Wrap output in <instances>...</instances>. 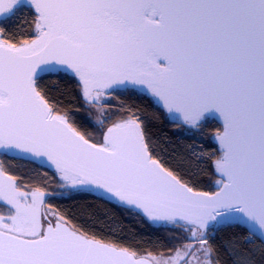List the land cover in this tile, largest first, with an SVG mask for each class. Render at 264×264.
<instances>
[{
  "label": "snow or ice",
  "instance_id": "6c2138e0",
  "mask_svg": "<svg viewBox=\"0 0 264 264\" xmlns=\"http://www.w3.org/2000/svg\"><path fill=\"white\" fill-rule=\"evenodd\" d=\"M25 10L26 37L0 27V156L175 234L159 255L123 243L0 165V264H222L217 226L264 237V0H0V17ZM53 77L74 82L78 105ZM123 93L177 128L219 123L213 190L156 151L139 108L110 102ZM233 251L232 264H255Z\"/></svg>",
  "mask_w": 264,
  "mask_h": 264
},
{
  "label": "trees",
  "instance_id": "16d2710c",
  "mask_svg": "<svg viewBox=\"0 0 264 264\" xmlns=\"http://www.w3.org/2000/svg\"><path fill=\"white\" fill-rule=\"evenodd\" d=\"M30 23L31 18L25 10L0 20V27L6 29V34L26 37L31 31ZM46 83L59 89V92L53 94L62 95L65 105L73 107L80 103L76 99L74 82L70 79L59 80L53 77ZM110 102L116 107L124 105L139 108L156 151L170 162L171 166L179 168L195 186L213 190L217 178L212 168V157L218 154V145L213 140V133L219 127L216 121H206L199 130L177 128L172 121L165 119L158 112L151 98L142 93L118 94ZM76 116L81 122L93 120L92 116L83 110L76 113ZM1 159V165L8 171L24 177L25 183L42 184L52 193L49 197L51 203L67 211L86 227L99 229L101 234L113 235L134 247L154 250L157 255L172 243L175 230L167 225H154L131 210L115 206L91 192L60 188L51 179L50 174L46 176L45 172L31 161L11 156H1ZM210 243L220 252L219 259L222 264H232L234 249H248L253 253L255 264H264V255H261L264 244L256 236L246 238L245 233L235 226H218L210 237Z\"/></svg>",
  "mask_w": 264,
  "mask_h": 264
},
{
  "label": "water",
  "instance_id": "95a60500",
  "mask_svg": "<svg viewBox=\"0 0 264 264\" xmlns=\"http://www.w3.org/2000/svg\"><path fill=\"white\" fill-rule=\"evenodd\" d=\"M8 16H5V17H0V20H2V19H5V18H7ZM217 122V121H216ZM218 123V122H217ZM219 124V123H218ZM21 160H25V161H30V160H28V159H21ZM32 162V161H31ZM93 194H95V193H93ZM96 195V194H95ZM153 224V223H152ZM157 225H159V224H157ZM222 225H225V224H222ZM219 226H221V225H219ZM218 227V226H217ZM216 227V228H217ZM261 242L262 241H264V237H259V236H256ZM264 244V243H263Z\"/></svg>",
  "mask_w": 264,
  "mask_h": 264
},
{
  "label": "rangeland",
  "instance_id": "374dc122",
  "mask_svg": "<svg viewBox=\"0 0 264 264\" xmlns=\"http://www.w3.org/2000/svg\"><path fill=\"white\" fill-rule=\"evenodd\" d=\"M92 119H94V117H92ZM188 129H191V128H188ZM1 161H2V159H1V156H0V165H1Z\"/></svg>",
  "mask_w": 264,
  "mask_h": 264
}]
</instances>
